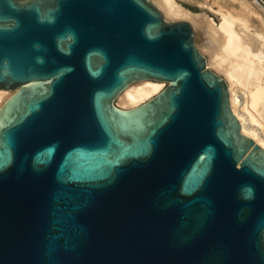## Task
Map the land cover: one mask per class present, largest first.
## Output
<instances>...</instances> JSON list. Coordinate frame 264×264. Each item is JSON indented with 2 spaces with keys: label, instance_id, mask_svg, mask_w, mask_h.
I'll list each match as a JSON object with an SVG mask.
<instances>
[{
  "label": "water",
  "instance_id": "1",
  "mask_svg": "<svg viewBox=\"0 0 264 264\" xmlns=\"http://www.w3.org/2000/svg\"><path fill=\"white\" fill-rule=\"evenodd\" d=\"M143 77L168 83L114 105ZM1 88L0 264H264V148L186 20L0 0Z\"/></svg>",
  "mask_w": 264,
  "mask_h": 264
},
{
  "label": "rangeland",
  "instance_id": "2",
  "mask_svg": "<svg viewBox=\"0 0 264 264\" xmlns=\"http://www.w3.org/2000/svg\"><path fill=\"white\" fill-rule=\"evenodd\" d=\"M150 1L157 7V9L165 20L170 21L184 19L190 24L193 32V44L206 60L207 68L213 69L216 74L221 76L225 80L227 86L231 83L227 73L222 72L219 68V70L217 69L216 64L210 57V54L199 42V33H205L204 31L210 30V28H221L223 27L222 25L224 23L226 24L227 22L232 26L234 33L239 40V43H243L245 40H251L253 42L258 41L259 43H264V11L263 13L259 12L258 8L254 7L252 1L250 0H166L171 5L174 4L173 6H175L176 8L175 13L173 15H169L166 13L167 11H165L164 9L165 5L163 4L164 2L162 0ZM182 3L189 4L195 7L198 11H190L189 9L183 7ZM259 7L262 8V5H259ZM183 13L188 14V17H185ZM193 16H195V18ZM197 17L202 18L200 20L203 21L206 28L203 29L202 26L200 27L199 25H197L199 24V22L196 20ZM219 47L221 48L220 45ZM256 52L258 51H254V53ZM255 56H253L254 61L260 60L259 63H264V51L262 52L261 50L262 57L257 56L255 58ZM257 64H253V73L252 75L250 74L251 76H248L249 79L245 81V84L233 82V84H231V88L232 91L237 94V96L239 95L238 99L240 98V104H238V109H240L241 112L245 110L244 113H250L252 116H254L256 120L254 127H256L257 130L262 133V135H264V107L263 109L261 108V110L259 107H256L258 106V102L260 104L261 101L264 99V78H262L264 76V71L262 69H259ZM260 75L262 76L260 77ZM152 80H154V82L156 81V83L159 84V90L167 85V82L165 80ZM131 86L141 85H135L133 83V85ZM229 87L230 86H228V88ZM253 94L255 96H253ZM260 96L262 97V100L260 98V101L259 98H257L258 100L255 98ZM124 98L125 95L122 92L118 96L114 97L113 102L118 107L129 108L127 105L123 104L125 102ZM262 105H264L263 102Z\"/></svg>",
  "mask_w": 264,
  "mask_h": 264
},
{
  "label": "bare ground",
  "instance_id": "3",
  "mask_svg": "<svg viewBox=\"0 0 264 264\" xmlns=\"http://www.w3.org/2000/svg\"><path fill=\"white\" fill-rule=\"evenodd\" d=\"M162 1L164 2L163 4L165 5L164 9L165 11H167L166 13L169 15H173L176 9L175 6H173L174 4L171 5L166 0H162ZM250 1H252V4L254 5V7L258 8L259 12L263 13L264 0H250ZM182 5L183 7L189 9L190 11H193V12L198 11L196 10L195 7L189 4L182 3ZM259 5L260 6L262 5V8L259 7ZM183 14L185 17H188V14L186 13H183ZM193 17L195 18V16ZM200 19L202 18L201 17L196 18V20L199 22V24L197 23L196 24L199 25L200 27L202 26L203 29L206 28L203 21ZM222 26L223 27L221 28H210V30L205 29L206 31L203 30L205 33H202V34L199 33V37H198L199 42L202 44L205 50L210 54V57L216 64L217 69L219 68L222 72H225L228 75V78L231 82L230 84H228V86H230L229 87V100L232 106L234 116L236 117L238 124H239V132L251 138L252 141L255 144H257L259 147L264 148V135H262V133H260L256 127H254V124L256 123L254 116H252L250 113H246V112L244 113L245 110L241 112V110L238 109V104H240L239 102L240 98L238 99L239 95L237 96V94H235L231 88V84H233V82L245 84V81L249 79L248 76L250 74L252 75L253 73L254 63L255 64L258 63L257 66L259 67V69H262L264 71L263 69L264 63L263 62L259 63L260 60L259 61L253 60V56L255 55L262 57L261 50L262 52L264 51V43H259L258 41L253 42L251 40H245L243 43H239V40L237 36L235 35L232 26L227 22L226 24L224 23ZM219 45L221 46V48L219 47ZM254 51H258V52L254 53ZM257 56H255V58ZM204 65L205 67H207L205 59H204ZM262 75H260V77ZM262 78H264V76ZM152 79H156V78L143 77V78L134 79L128 82L116 94V96H118L120 93L123 92L125 95V98H124L125 102L123 104L127 105L130 108L136 105L137 103L147 99L148 97H150L152 94L156 93L159 90V84H157L156 81L154 82V80ZM156 80H161V79H156ZM165 81L168 83L167 80ZM133 83L135 85H141V86H131L133 85ZM0 91H2L0 92V103H1V101L4 98H7L9 94H11V91L9 88H1ZM254 94H257V93H254ZM254 94L253 96H255ZM255 98L256 99L259 98V101H260V98L262 100L261 96L255 97ZM262 102L264 103V99L261 101L260 103L261 105L258 102V106L256 105L254 106L259 107L261 110V108L263 109L264 107V105H262ZM114 105L116 104L114 103ZM259 105L262 107H260Z\"/></svg>",
  "mask_w": 264,
  "mask_h": 264
}]
</instances>
